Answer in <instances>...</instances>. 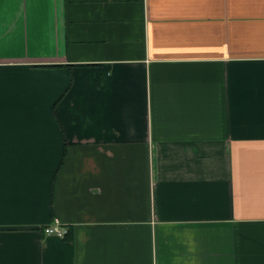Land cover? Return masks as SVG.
<instances>
[{
    "label": "crops",
    "instance_id": "0c3cea01",
    "mask_svg": "<svg viewBox=\"0 0 264 264\" xmlns=\"http://www.w3.org/2000/svg\"><path fill=\"white\" fill-rule=\"evenodd\" d=\"M0 264H264V0H0Z\"/></svg>",
    "mask_w": 264,
    "mask_h": 264
},
{
    "label": "built area",
    "instance_id": "2783aa9c",
    "mask_svg": "<svg viewBox=\"0 0 264 264\" xmlns=\"http://www.w3.org/2000/svg\"><path fill=\"white\" fill-rule=\"evenodd\" d=\"M44 232L46 235H56L59 237H64L66 234V231L60 228V224L58 222H56L53 227L46 228Z\"/></svg>",
    "mask_w": 264,
    "mask_h": 264
}]
</instances>
